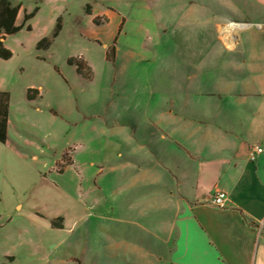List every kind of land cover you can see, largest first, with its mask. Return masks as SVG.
Segmentation results:
<instances>
[{
  "label": "crops",
  "instance_id": "obj_1",
  "mask_svg": "<svg viewBox=\"0 0 264 264\" xmlns=\"http://www.w3.org/2000/svg\"><path fill=\"white\" fill-rule=\"evenodd\" d=\"M21 1H11L20 5L18 25ZM89 6L91 22L114 16L112 8L96 12ZM217 6L205 11L195 41L200 50L172 76L171 109L159 118L157 143L143 148L154 171L140 165L124 182L125 202L135 206L126 214L157 223L153 232L139 233L157 240L156 248H124L127 256L139 250L135 264H264V30L234 31L229 47L219 36L231 22L264 24V0H222ZM254 145L263 153L251 162ZM45 152L39 138L8 133L0 142V264H59L50 254L73 237L79 201L61 179L76 162L61 152L46 162ZM163 154L168 163L158 160ZM218 191L226 193L228 208L210 204Z\"/></svg>",
  "mask_w": 264,
  "mask_h": 264
},
{
  "label": "rangeland",
  "instance_id": "obj_2",
  "mask_svg": "<svg viewBox=\"0 0 264 264\" xmlns=\"http://www.w3.org/2000/svg\"><path fill=\"white\" fill-rule=\"evenodd\" d=\"M21 2L20 21L24 12L35 7L38 12L25 24L30 31L5 39L12 53L10 59H0V90L10 96L7 134L42 140L46 162L60 152L76 162L61 181L66 193L78 199L80 219L73 237L50 257L59 264H135L139 250L131 249L127 256L124 248H156L157 240L139 233L153 232L157 223L149 222L148 215L126 214L135 206L125 202V183L140 172V165L154 171L153 157H143V148L149 151L157 143L159 118L168 117L171 109L172 76L187 55L200 50L195 41L205 11L217 9L222 0ZM89 5L96 12L112 8L114 16L91 22ZM119 17L125 23L120 34ZM28 89L41 96L28 100ZM158 160L169 162L165 154ZM162 182H170L168 174Z\"/></svg>",
  "mask_w": 264,
  "mask_h": 264
},
{
  "label": "trees",
  "instance_id": "obj_3",
  "mask_svg": "<svg viewBox=\"0 0 264 264\" xmlns=\"http://www.w3.org/2000/svg\"><path fill=\"white\" fill-rule=\"evenodd\" d=\"M20 5H14L10 0H0V59L8 60L12 57L11 51L5 47L4 39L6 36L15 34L22 29L30 31V25H25L31 20L38 12V7H35L31 12H24L23 20L20 25L16 24L17 14L19 12ZM86 12L90 13V6L86 7ZM96 22V21H95ZM122 30V23L118 28V34ZM43 39L38 42L37 47L40 48L45 44ZM115 48L112 46L110 51L114 54ZM109 57V53L106 54ZM78 71H82V66H77ZM38 94L36 90L28 89L27 99L33 100ZM9 93L0 90V142L4 143L7 139V126H8V109H9ZM54 226H59L57 223H52Z\"/></svg>",
  "mask_w": 264,
  "mask_h": 264
},
{
  "label": "built area",
  "instance_id": "obj_4",
  "mask_svg": "<svg viewBox=\"0 0 264 264\" xmlns=\"http://www.w3.org/2000/svg\"><path fill=\"white\" fill-rule=\"evenodd\" d=\"M243 29H257L264 30V24L262 23H251V22H231L225 25H222L219 29L220 37L222 41L229 47L234 43V31L243 30ZM263 153V148L259 145H254L251 147L248 158L249 161L254 162L260 154ZM210 204L220 208H228L227 195L223 191L216 192L210 199Z\"/></svg>",
  "mask_w": 264,
  "mask_h": 264
}]
</instances>
